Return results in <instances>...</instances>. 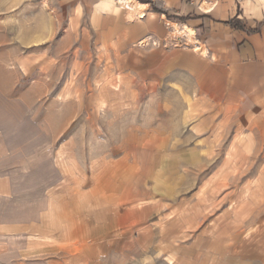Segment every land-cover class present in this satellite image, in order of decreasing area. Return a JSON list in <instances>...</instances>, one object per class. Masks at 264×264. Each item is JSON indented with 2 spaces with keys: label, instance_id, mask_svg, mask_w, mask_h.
I'll use <instances>...</instances> for the list:
<instances>
[{
  "label": "crops",
  "instance_id": "0c3cea01",
  "mask_svg": "<svg viewBox=\"0 0 264 264\" xmlns=\"http://www.w3.org/2000/svg\"><path fill=\"white\" fill-rule=\"evenodd\" d=\"M46 3L0 40V118L52 151L0 172V264H110L125 215L154 264H264V0Z\"/></svg>",
  "mask_w": 264,
  "mask_h": 264
},
{
  "label": "rangeland",
  "instance_id": "374dc122",
  "mask_svg": "<svg viewBox=\"0 0 264 264\" xmlns=\"http://www.w3.org/2000/svg\"><path fill=\"white\" fill-rule=\"evenodd\" d=\"M52 8L46 3V0H0V40L7 41L9 38L6 36V32H13V37H21L23 33L30 35L37 34L39 31L40 23L43 21V17L46 15H52ZM47 79L38 78L37 74H34L29 78L30 80H24L28 83L32 81H38L40 86H49L51 78L47 75ZM13 120H6L0 118V172L13 171L17 169L13 165L20 164L23 159H36L42 160L51 158L52 151L37 150L38 145L37 137L32 128L27 133H21V119L17 121V127L13 126ZM25 121V120H24ZM40 123H49L48 120H40ZM30 127L38 126L37 120H29ZM26 135V136H25ZM28 135V136H27ZM94 143H102V134L95 135ZM24 138V139H23ZM29 138V143H26V139ZM41 143V142H40ZM38 146H42L39 144ZM38 164V163H37ZM81 180L77 179L76 184L81 185ZM160 183L153 182L148 176L142 177V180L137 183L138 188L141 191L143 201L150 196L151 191L155 190ZM49 185V182H47ZM140 186V187H139ZM132 191V189H131ZM132 193V192H130ZM98 206L94 205V209L97 210ZM97 217V214H95ZM126 217V229L125 231H117L112 229L109 236L106 235L107 230H97L95 232V239L102 240L107 237L110 240L108 247V253L110 255V264H117L118 257L122 255L125 264H154L151 261V256L156 254L155 248L150 246L149 235L145 241L142 240L141 246L139 241L135 240L134 232L132 229L133 215H125ZM111 222L116 225V219L111 218ZM149 223V220L146 221ZM144 223V222H143ZM119 238V239H118ZM125 238L124 245L120 239ZM144 239V238H143ZM119 241V244L116 242ZM97 248H95V251ZM115 261V262H113ZM106 260L103 261L105 263ZM101 264V263H98Z\"/></svg>",
  "mask_w": 264,
  "mask_h": 264
},
{
  "label": "bare ground",
  "instance_id": "6f19581e",
  "mask_svg": "<svg viewBox=\"0 0 264 264\" xmlns=\"http://www.w3.org/2000/svg\"><path fill=\"white\" fill-rule=\"evenodd\" d=\"M142 11V10H141Z\"/></svg>",
  "mask_w": 264,
  "mask_h": 264
}]
</instances>
